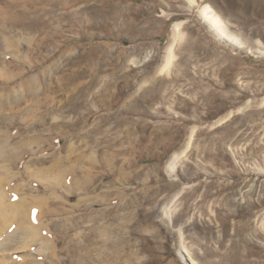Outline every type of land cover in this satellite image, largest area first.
I'll list each match as a JSON object with an SVG mask.
<instances>
[{"label": "rangeland", "instance_id": "obj_1", "mask_svg": "<svg viewBox=\"0 0 264 264\" xmlns=\"http://www.w3.org/2000/svg\"><path fill=\"white\" fill-rule=\"evenodd\" d=\"M0 264H264V0H0Z\"/></svg>", "mask_w": 264, "mask_h": 264}, {"label": "bare ground", "instance_id": "obj_2", "mask_svg": "<svg viewBox=\"0 0 264 264\" xmlns=\"http://www.w3.org/2000/svg\"><path fill=\"white\" fill-rule=\"evenodd\" d=\"M200 13L202 14V17L204 18V20L209 23V25L214 28L216 30V32L220 33V34H227L226 31H224L222 29L224 22L221 18V16L216 12V10L211 6V4H204L203 6L200 7ZM227 26V25H226ZM181 27V22L177 21L174 24V30L179 33L180 28ZM229 35V34H227ZM230 36V35H229ZM169 63V62H168ZM35 89V87L30 86L29 91ZM51 165H55V164H51ZM4 179V178H3ZM2 193V192H1ZM17 203V202H14ZM21 203V202H19ZM18 204V203H17ZM23 204V203H22ZM21 204V205H22ZM20 206V205H19ZM15 208V207H12ZM17 209V208H16ZM13 211V210H12ZM20 211V210H19ZM13 214V213H12ZM15 214V213H14ZM10 217V216H9ZM30 227V226H29ZM28 228V227H27ZM32 233H34V230H31Z\"/></svg>", "mask_w": 264, "mask_h": 264}]
</instances>
